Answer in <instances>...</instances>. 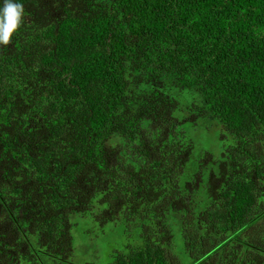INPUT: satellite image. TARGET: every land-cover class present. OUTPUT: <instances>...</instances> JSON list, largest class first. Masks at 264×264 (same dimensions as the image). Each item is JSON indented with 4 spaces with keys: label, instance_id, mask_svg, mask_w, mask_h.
<instances>
[{
    "label": "trees",
    "instance_id": "1",
    "mask_svg": "<svg viewBox=\"0 0 264 264\" xmlns=\"http://www.w3.org/2000/svg\"><path fill=\"white\" fill-rule=\"evenodd\" d=\"M20 2L0 264H73L90 218L111 264H264V0Z\"/></svg>",
    "mask_w": 264,
    "mask_h": 264
},
{
    "label": "rangeland",
    "instance_id": "2",
    "mask_svg": "<svg viewBox=\"0 0 264 264\" xmlns=\"http://www.w3.org/2000/svg\"><path fill=\"white\" fill-rule=\"evenodd\" d=\"M204 124V123H202ZM192 135L201 143L214 145L217 140V132L207 129L205 125L195 130ZM90 222L91 234L80 233L74 235L75 253L71 259L73 264H111V254L116 247H123L125 240L119 238L118 233L107 231L102 235V228L93 220ZM77 236V237H76Z\"/></svg>",
    "mask_w": 264,
    "mask_h": 264
},
{
    "label": "clouds",
    "instance_id": "3",
    "mask_svg": "<svg viewBox=\"0 0 264 264\" xmlns=\"http://www.w3.org/2000/svg\"><path fill=\"white\" fill-rule=\"evenodd\" d=\"M25 8L20 0H4L0 8V44L11 43L14 33L23 23Z\"/></svg>",
    "mask_w": 264,
    "mask_h": 264
}]
</instances>
